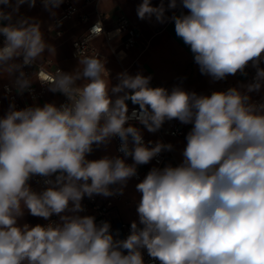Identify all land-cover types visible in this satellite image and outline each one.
I'll use <instances>...</instances> for the list:
<instances>
[{
    "label": "clouds",
    "instance_id": "clouds-1",
    "mask_svg": "<svg viewBox=\"0 0 264 264\" xmlns=\"http://www.w3.org/2000/svg\"><path fill=\"white\" fill-rule=\"evenodd\" d=\"M36 2L0 0V77L12 79L20 94L33 83L25 67L55 51L36 18L17 15ZM63 2L41 0L53 16ZM178 7L187 13L166 15ZM136 13L174 22L213 81L246 75L249 64L253 80L210 95L153 87L151 76L127 70L113 84L106 59L78 46L72 71L58 68L39 80L63 103L19 110L11 103L0 117V264H145V249L159 264H264V102L251 96L264 88V0H142ZM100 33L94 25L89 34ZM129 101L138 110L129 112ZM173 119L192 125L182 162L152 167L136 184L138 221L127 237L117 238L108 221L81 215L85 197L122 193L138 166L173 149L146 143L131 121L155 133ZM114 138L122 155L88 159ZM34 177L44 185L39 191ZM26 212L49 223L22 222Z\"/></svg>",
    "mask_w": 264,
    "mask_h": 264
},
{
    "label": "crops",
    "instance_id": "crops-1",
    "mask_svg": "<svg viewBox=\"0 0 264 264\" xmlns=\"http://www.w3.org/2000/svg\"><path fill=\"white\" fill-rule=\"evenodd\" d=\"M141 2L142 0L99 1L100 10L107 12L109 15L106 20L107 26L112 24L114 17L118 13H124L129 17L137 31V40L131 47H122L117 39H113L108 43L103 35L97 36L91 41L96 51V56L102 61L106 59V68L110 72V79L113 84L117 82V73L127 70L132 75L140 72L145 76H151L150 83L153 87H165L170 90L174 85H180L187 91L204 95H210L213 91H220L225 86L241 85L245 74L239 72L236 75H229L225 80L221 81H213L211 77L201 74L199 66L194 62L189 46L185 45L183 40L177 37L174 22L169 21L161 24L156 22L155 18L152 21L138 18L136 7ZM152 3L154 6L158 5L160 0H152ZM167 3L168 0H165L166 6ZM60 7L55 9V14L59 12ZM181 11L186 14L188 10L178 7L175 10L167 11L166 15L171 16L173 12L180 14ZM17 15L36 18L40 22L45 40L55 48L54 52H46L38 61L49 60L52 66L60 65L65 72H70L77 66V57H73L70 53V41L74 35L81 31L82 25L75 18L65 22V32L61 37H57L52 31L53 15L43 7L39 0H37L35 7L32 8H29L27 3L22 5ZM118 49H120V54H116ZM248 68L249 66L244 70L245 73H247ZM8 80L10 78L0 77V84ZM253 94L257 96L264 94V88L260 92H254ZM60 99V94L47 90L44 97L34 104L57 103ZM128 106L135 105L129 101ZM6 112L5 107L2 106L0 108V117L4 116ZM179 124L183 127L184 134L167 138V143H171L173 149L169 151L167 158L159 166L160 168L168 164L177 166L182 162V151L187 143L185 137L192 125L182 124L181 122ZM147 134L153 136V133L148 131ZM104 155H115L113 141L106 148L101 147L94 150L88 156V159L95 160ZM152 167H155L153 161L146 165L138 166L137 170L140 172V177L129 179L120 197L114 199V204L109 212L110 219L138 221L136 204L141 194L136 191L135 186L143 180ZM31 186L37 191L42 189V187L32 184ZM54 217L58 220L57 216L54 215ZM44 220L40 217L31 216L26 212L22 222L34 226L36 224L42 225Z\"/></svg>",
    "mask_w": 264,
    "mask_h": 264
},
{
    "label": "built area",
    "instance_id": "built-area-1",
    "mask_svg": "<svg viewBox=\"0 0 264 264\" xmlns=\"http://www.w3.org/2000/svg\"><path fill=\"white\" fill-rule=\"evenodd\" d=\"M99 1L100 0H64L59 12L52 18V31L57 37L63 35L65 32V22L69 19L75 18L77 22L82 25L81 31L74 35L70 41V53L73 57H77L78 46L82 54L96 56V51L94 50L91 41L93 38L100 35H103L108 43L113 39H117L122 47H131L137 40V31L132 25L129 17L124 13H118L114 17L112 24L107 26L106 20L109 15L107 12L100 10ZM39 2L41 3V0H39ZM87 5H89L88 8ZM94 25H96L97 29L102 28L103 33L90 36V30ZM117 30H119L118 35ZM2 43L3 37L0 36V46H2ZM116 54H120V49L116 51ZM260 67L264 68V62H261ZM58 68L64 71L63 67L60 65L52 66L49 60L43 62L37 61L36 65L25 67L24 71L26 74L29 76H32L33 74V83L31 84L30 90L25 91L23 94H20L15 90L12 79L2 82L0 84V108L4 106L7 111L11 103H14L18 110L33 105L36 101L43 98L48 90L47 86L41 84L39 80L45 75H52ZM254 76L255 68L249 64L247 73L240 86H225L220 91L226 90L229 87H242L251 82ZM251 96L252 100L255 102H264V94L257 96L252 93ZM64 100L65 98L61 95V99L56 104L63 103ZM133 109L138 110V105L129 107V112ZM131 123L141 128L146 143L148 141L155 142L157 140L167 143L168 137L181 136L184 134L183 127L176 119L166 121L161 129L153 133V136L148 135L147 130L144 129L142 125H139L138 122L131 121ZM119 143L120 141L118 138L113 139L115 155H122L117 151ZM168 153L169 151H164L152 160L155 167H159L165 161ZM127 162L132 163L131 158H128ZM134 177H140V172L138 170L137 175ZM30 183L38 187H44L39 177H34ZM120 195L121 193L118 192L109 197L101 195H94L92 198L85 197L82 200V205L84 206L82 214L94 216L98 224L102 221L110 222L113 234L119 239H124L130 233L131 221L109 218V212L114 204V199L119 198ZM50 219L53 221L57 220L54 216ZM47 223H49V220H44L43 224ZM143 258L145 264H159L158 260H153V258L149 257L146 249L143 250Z\"/></svg>",
    "mask_w": 264,
    "mask_h": 264
}]
</instances>
